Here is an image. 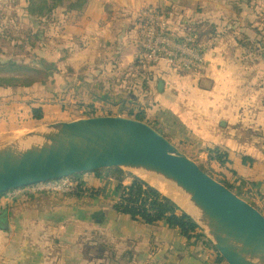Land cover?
<instances>
[{
	"label": "rangeland",
	"instance_id": "374dc122",
	"mask_svg": "<svg viewBox=\"0 0 264 264\" xmlns=\"http://www.w3.org/2000/svg\"><path fill=\"white\" fill-rule=\"evenodd\" d=\"M176 4L181 8L167 10L172 28L180 33H195L204 46L207 44L213 48L220 45V55H226L225 61H228L226 65H218L219 75L216 77L206 73V70L200 75L175 77L173 89L180 92L183 87L186 88L185 92L191 94L183 102L184 110L188 112L197 106V95L208 103V116L212 114L210 111L222 116V120L216 122V131L230 134L233 139L239 138L244 143L241 148L233 147L235 151L245 154L248 149L264 150V0H178ZM65 6L45 17H35L28 14L25 0H0V61H14L23 65L25 69L22 73L32 77L28 85L17 83L0 88V135L35 126L37 122L32 117L33 107L42 109L41 124L115 115L121 105L124 109L122 107L120 113L126 117L130 108L134 114L146 109L145 122L166 135L179 149L183 147L184 153L208 169L215 179L229 181L231 172L227 166V156L221 169L216 160L208 159L207 149L215 146L212 142L198 141L188 132H184L180 139L175 138L174 130L178 129L173 127L171 118L165 117L161 110L156 80L147 90H142V86H139L141 83L137 79L132 80L130 72L133 70L130 66V71H124L125 65L114 72L115 45L112 41L100 39L93 42L91 46L95 48L88 51L86 45L68 43V40L74 41L76 36L65 37L61 15L62 11L69 12ZM259 18L262 26L258 24ZM104 94L106 101L100 97ZM192 116L196 119V115ZM214 118L219 117L214 115ZM101 171L110 173L106 169ZM67 180L70 181L69 178ZM102 185L101 195L114 201V184L104 180ZM243 195L244 199L261 210V201L252 193L245 192ZM261 212L264 214L263 209ZM46 224H33L24 233L25 240H19L20 246L12 253L13 259L34 261L39 251L41 260L46 261L47 250H54L51 245L53 229L47 231ZM10 234H6L3 243L6 247L10 239L12 244H8V248L11 249L13 231ZM58 238L56 234L54 252L60 255L57 248L62 244L56 242ZM36 246L37 252L33 250Z\"/></svg>",
	"mask_w": 264,
	"mask_h": 264
},
{
	"label": "crops",
	"instance_id": "0c3cea01",
	"mask_svg": "<svg viewBox=\"0 0 264 264\" xmlns=\"http://www.w3.org/2000/svg\"><path fill=\"white\" fill-rule=\"evenodd\" d=\"M177 1L87 0L79 11L61 12L65 37L76 36L74 41L68 40V43L86 45L87 51L94 47L91 46L93 42H98L100 39L112 41L116 47L113 54L114 72L116 69L121 70L120 67L125 65L124 71H130L128 68L137 49L135 31L140 23L143 9L154 6L164 7L168 11L176 10L181 8L176 4ZM213 19L215 20L216 17ZM258 24L263 25L260 18ZM205 47L207 51L204 70L212 77H216L219 75L218 65L228 63L225 61L226 55H220L218 50L220 45H214L212 48L206 44ZM74 49L77 51V48ZM159 71L158 75L154 72L156 76L149 84L154 80L157 81V100L165 117H170L173 127L178 129L174 130L175 138L180 139L184 136V132H188L198 141L212 142L214 147L225 149L231 172V177L226 182H231L235 188L238 180L246 182L248 191L240 187L241 193H252V196L264 205V150L248 149L245 154L235 151L233 147L241 148L244 143L239 138L233 139L230 134L216 131V122L222 120V116L216 111H210L212 114L208 116L206 101L195 94L197 106L188 112L184 110L183 102L191 94L185 92L186 88L183 87L180 92H176L172 84L177 79L175 77L183 78L191 75H183L165 66H160ZM200 83L206 85L203 81ZM213 114L219 118L215 119ZM192 115H196V119ZM32 127L34 125L14 129L12 133ZM245 157L251 158V161L244 162ZM196 163L200 165L197 161ZM79 179L85 189L81 195L53 191L38 193L32 191L31 186L0 195V215H5L8 223L6 228L0 227V259L4 264H224L212 244L198 229L193 232L194 237L188 238L183 236L179 229L168 227L164 222L147 225L116 213L112 209V204L117 199V191L114 201L101 195L104 180L113 183L116 188L113 177L94 171L81 175ZM128 182L129 180L125 181ZM41 223L48 224L47 231L53 229L51 245L54 250H47L46 261L41 260L37 246L33 249L35 252L38 251L34 261L21 262L13 259L12 253L18 250L20 241L25 240L24 233L29 231L33 224ZM10 231H13L14 235L12 250L8 248V244L9 246L12 244L10 239L6 247L3 243L6 234H10ZM56 234L59 236L56 242L62 244L57 248L60 255L54 252Z\"/></svg>",
	"mask_w": 264,
	"mask_h": 264
},
{
	"label": "water",
	"instance_id": "95a60500",
	"mask_svg": "<svg viewBox=\"0 0 264 264\" xmlns=\"http://www.w3.org/2000/svg\"><path fill=\"white\" fill-rule=\"evenodd\" d=\"M53 121L0 138V194L118 168L187 215L226 264H264V214L149 123L121 115Z\"/></svg>",
	"mask_w": 264,
	"mask_h": 264
},
{
	"label": "trees",
	"instance_id": "16d2710c",
	"mask_svg": "<svg viewBox=\"0 0 264 264\" xmlns=\"http://www.w3.org/2000/svg\"><path fill=\"white\" fill-rule=\"evenodd\" d=\"M25 1L27 4L28 14L35 17H45L55 9L63 7L64 4L66 5L65 7L68 11H79L87 2V0ZM197 41L199 44H202L198 35ZM24 69L25 67L23 65H19L14 61H0V88L4 89V87L15 86L17 83H20V85L23 86L28 85L32 77L29 78L27 75H24V73H22V70ZM159 72L160 71L156 72L157 75ZM130 73L133 76L132 80L137 79V81L141 83L139 86H142V90H147L150 85V80L154 79L156 76L154 72H150L147 74L146 78L143 79L140 75V72L131 71ZM100 97H103V101L107 100L106 95ZM127 115L128 117H132L134 119L144 122L146 121V114L144 110H140V112L134 114L130 108ZM32 117L37 122V124H40L39 122L42 120V109L40 107H33ZM155 129L158 131L157 128ZM180 150L184 152L183 147H181ZM207 155L208 159H214L219 163L220 169L223 168V163L225 162V158L227 156V152L224 149L220 147L209 148L207 149ZM245 161H251V158L245 157L244 162ZM199 166L204 172L210 174L208 169H204L201 165ZM106 170H110V173L106 174V176L113 177L116 182L117 199L112 204V209L116 213L126 215L133 221L142 222L147 225H154L159 222H164L168 227L179 229L183 236L188 238L194 237L193 232L198 229L196 224L187 215L182 213L170 200L163 197L156 190L133 175L126 174L124 171L118 168H110ZM96 173L100 174L102 171L98 170ZM83 174L74 175L72 176L73 179H71L72 177H69L72 185V190L68 192L69 194L72 193L74 195H81L85 191L79 179V177ZM210 175L212 176V174ZM126 180H129V182L125 183ZM217 180L226 185L239 197L243 198L241 191L233 187L231 182H226L225 180L219 179ZM7 226L8 223L6 216L0 215V227L6 228ZM219 259L222 260L220 257Z\"/></svg>",
	"mask_w": 264,
	"mask_h": 264
},
{
	"label": "built area",
	"instance_id": "2783aa9c",
	"mask_svg": "<svg viewBox=\"0 0 264 264\" xmlns=\"http://www.w3.org/2000/svg\"><path fill=\"white\" fill-rule=\"evenodd\" d=\"M136 41L137 49L130 68L140 72L143 79L150 72H158L160 66L191 76L204 70L207 48L198 43L195 33L176 32L164 7L147 6L143 9L136 29ZM31 187L32 191L38 193H67L72 190L67 178ZM0 264H4L1 259Z\"/></svg>",
	"mask_w": 264,
	"mask_h": 264
},
{
	"label": "flooded vegetation",
	"instance_id": "af4514ba",
	"mask_svg": "<svg viewBox=\"0 0 264 264\" xmlns=\"http://www.w3.org/2000/svg\"><path fill=\"white\" fill-rule=\"evenodd\" d=\"M157 82V81H156ZM161 82V81H160ZM160 84H162V83H160ZM228 155V154H227ZM228 159V158H227ZM228 162H230L229 161V159H228ZM228 166V165H227ZM229 167V166H228ZM231 185H232V183H231ZM233 186V185H232ZM240 187L241 188H243V189H245V190H247L246 188H248L247 186H246V182H243V181H239L238 180V184H237V189H240ZM248 191V190H247ZM259 210H260V208H258ZM262 209H263V211H264V205L262 206V208H261V210L260 211H262Z\"/></svg>",
	"mask_w": 264,
	"mask_h": 264
}]
</instances>
